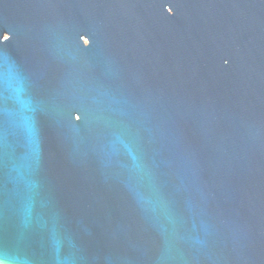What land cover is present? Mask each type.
Here are the masks:
<instances>
[{"label": "water", "instance_id": "95a60500", "mask_svg": "<svg viewBox=\"0 0 264 264\" xmlns=\"http://www.w3.org/2000/svg\"><path fill=\"white\" fill-rule=\"evenodd\" d=\"M0 264H264V0H0Z\"/></svg>", "mask_w": 264, "mask_h": 264}]
</instances>
